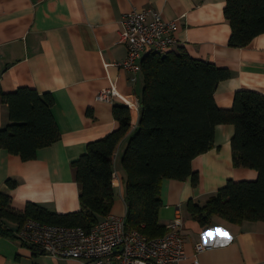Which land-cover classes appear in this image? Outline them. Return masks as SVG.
I'll return each instance as SVG.
<instances>
[{
	"label": "crops",
	"instance_id": "1",
	"mask_svg": "<svg viewBox=\"0 0 264 264\" xmlns=\"http://www.w3.org/2000/svg\"><path fill=\"white\" fill-rule=\"evenodd\" d=\"M227 0H0V86L6 93L32 88L53 94V114L60 137L25 160L0 145V193L12 198L15 210L35 202L61 214L81 210L80 187L72 163L119 126L115 105H128L132 128L115 154L113 214L127 215L126 172L122 165L129 138L137 129L143 70L119 63L128 55L120 41L123 20L133 9L159 10L179 20L178 46L194 58L229 69L215 92L221 108H231L238 90L264 94V33L248 45L229 44L232 27ZM175 47V48H176ZM174 48V49H175ZM147 54V53H146ZM145 54V55H146ZM106 87L118 94L111 102L97 99ZM11 123L9 105L0 100V132ZM232 124L216 129L213 147L193 160L199 181L166 178L161 183L160 223L182 220L186 257L180 264H264V221H232L214 215L203 225L189 211L191 201L205 205L229 179L255 180L256 169L237 167L231 145ZM9 181L17 182L11 186ZM14 236L0 232V264H85L37 250L16 235L18 223L6 221ZM207 248L197 251V245Z\"/></svg>",
	"mask_w": 264,
	"mask_h": 264
},
{
	"label": "trees",
	"instance_id": "2",
	"mask_svg": "<svg viewBox=\"0 0 264 264\" xmlns=\"http://www.w3.org/2000/svg\"><path fill=\"white\" fill-rule=\"evenodd\" d=\"M225 14L232 27L229 44L233 47L246 46L264 33V0H227ZM142 70L145 85L138 126L122 158L127 227L149 238L170 231L160 223L161 183L166 178L190 177L197 184L199 173L193 168V160L213 147L221 124L235 127L231 141L234 165L256 169L258 178L229 179L205 205L191 201L189 211L203 225L214 215L232 221H264V94L238 90L233 106L221 108L215 92L218 84L231 75L229 69L194 58L184 46L166 54L148 52ZM0 100L9 105L11 119L0 132L3 148L30 160L37 157L39 149L59 139L53 94L32 88L6 93L0 86ZM114 116L118 128L89 142L86 152L72 163L80 187L81 210L61 214L28 202L24 211H18L12 206L11 196L0 193L1 233L14 236L6 221L18 223L20 228L29 218L91 229L111 214L115 203V154L132 128L131 108L115 105ZM9 183L14 186L17 182Z\"/></svg>",
	"mask_w": 264,
	"mask_h": 264
},
{
	"label": "built area",
	"instance_id": "3",
	"mask_svg": "<svg viewBox=\"0 0 264 264\" xmlns=\"http://www.w3.org/2000/svg\"><path fill=\"white\" fill-rule=\"evenodd\" d=\"M179 20H167L154 8L133 9L126 14L120 41L128 48L126 59L119 65L138 72L146 53L166 54L178 45ZM118 94L115 87H106L98 100L111 102ZM116 177V174H114ZM170 231L149 238L140 230L128 228L126 216L109 214L91 229L42 223L29 218L16 231L18 239L37 250L57 258H75L85 264H180L186 257L182 220L167 224ZM207 248L197 245V251ZM193 264H200L195 257Z\"/></svg>",
	"mask_w": 264,
	"mask_h": 264
},
{
	"label": "water",
	"instance_id": "4",
	"mask_svg": "<svg viewBox=\"0 0 264 264\" xmlns=\"http://www.w3.org/2000/svg\"><path fill=\"white\" fill-rule=\"evenodd\" d=\"M3 72H4V70L0 71V76L2 75Z\"/></svg>",
	"mask_w": 264,
	"mask_h": 264
}]
</instances>
